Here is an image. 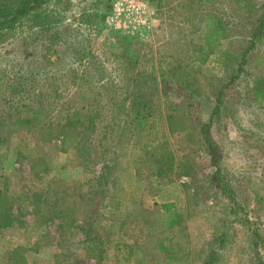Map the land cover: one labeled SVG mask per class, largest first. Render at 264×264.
Returning a JSON list of instances; mask_svg holds the SVG:
<instances>
[{
  "label": "rangeland",
  "instance_id": "1",
  "mask_svg": "<svg viewBox=\"0 0 264 264\" xmlns=\"http://www.w3.org/2000/svg\"><path fill=\"white\" fill-rule=\"evenodd\" d=\"M150 1L155 21L144 38L131 40L104 27L102 19L108 0H52L45 6L55 14V23L50 29L48 25H41L40 20L35 25L26 23L0 43V81L8 86L13 80L24 85L31 75L38 79L40 74H61L68 69L89 73L86 79L69 88L70 101L62 99L65 105L61 100L57 103L47 100L44 106L47 113L37 116V120L31 119L36 124L23 121L32 117L27 111L13 119L5 116V126L0 128V171L7 183L3 186L27 195L41 190L43 184L36 182L39 179L36 173L45 168L48 187L71 200L67 209H72L71 216L76 223L88 216L97 234L105 237L104 264H116L114 247L120 243L135 250L138 264H168L159 247L172 244L179 252V261L175 264H201L212 245L211 240L222 235L225 240L222 248H213L218 254L215 264H264V202L257 205L251 197L252 191L264 196V175H260L257 166L263 163L260 152L264 146L252 136L238 134L231 121L239 89L221 90L219 114L211 123L208 135L218 159H222L228 172L239 181L232 190L238 202L243 203V210H239L242 216H232L225 200L205 199L204 195L214 192L208 188L209 157L204 146L201 147V139L169 133L162 106L163 96L170 104L182 103L187 91L183 81H188L191 88L198 89L192 101L196 117L200 122L207 121V114L224 84L223 76H216L209 62L200 69L189 64L188 58L199 50L206 26L222 33L221 37L214 36L223 38L215 50L216 56L240 53L264 9V0H248L251 10L247 11L238 10L235 0ZM49 38L58 39L55 54L48 57L50 67H46L40 64L39 53ZM125 63L129 66L125 67ZM173 67L179 73L178 82L159 78L160 71L166 73ZM183 70L188 72L184 79ZM244 71L245 82L253 75L264 74V43L250 52ZM128 77L140 84L151 110L144 120L134 117L128 108L116 114L115 126L112 125L110 132L113 134L109 156L105 157L109 161V177L105 183L101 180L89 204L86 192L96 184L90 177L96 176L100 165L94 159L86 160L76 147L59 151L61 138L52 137L53 124L57 112L60 111L58 117H61L64 108L72 114L82 105L94 107L90 103L93 98L82 94L89 90L84 84L86 80L99 89L115 92L117 100L126 106L124 92L134 90L133 83L125 81ZM55 84L60 88L61 81ZM241 97L246 98L243 91ZM95 100L100 103V95ZM179 107L183 111V105ZM78 118L83 126L75 123L71 135L76 139L94 137L88 125L85 126L83 115ZM259 118L264 121V114ZM239 120L245 121L242 117ZM47 122L50 125H45ZM20 149L29 152L26 159L16 155ZM27 160L32 161L31 166ZM165 202H173L182 217L181 224L172 231L160 220L159 206ZM20 220L28 226L16 224L17 229L0 231V264L15 257L19 258L18 264H95L81 251L67 259L59 255L65 243L64 236L57 235L55 223L47 224L48 238L39 239L30 217ZM73 239L82 241L83 238Z\"/></svg>",
  "mask_w": 264,
  "mask_h": 264
},
{
  "label": "trees",
  "instance_id": "2",
  "mask_svg": "<svg viewBox=\"0 0 264 264\" xmlns=\"http://www.w3.org/2000/svg\"><path fill=\"white\" fill-rule=\"evenodd\" d=\"M52 0H0V43L6 40V37L14 33L22 27V25H35L38 20L41 21V25H50L55 23V14L52 10L47 11V4ZM208 3V1H206ZM237 9L247 11L251 10V5L248 0H235ZM105 13V12H104ZM103 13V15H104ZM257 24L250 29V38H248L247 46L237 55H230L227 53L223 56H216L215 50L220 43V39L214 38L215 35L219 37L222 33L218 30L206 26V32L204 38H201L199 50L193 52V55L188 58V63L193 64L197 68L203 69L204 66H208V62L211 64V70L214 71L215 75L218 74L223 76L224 84L215 97L214 103L211 110L207 114L208 119L206 122H200L196 117V106L192 102L197 97L198 89L191 88L188 81H183L185 84V96L183 102L179 104H170L166 96H163L162 106L164 110V121L167 126L169 133L182 134L183 138L186 139H201V147L207 152L209 157V173H208V188L211 189L214 194L204 195L205 199L213 200H225L229 206L230 213L232 216H242L239 210H243L241 206L243 203L238 202L236 194L233 192V186L239 184V181L235 180V175L229 173L226 166L223 165L222 159H218L219 156L216 154V149L213 146L208 130L213 122L214 118L218 117L220 106H221V90L229 87H234L240 91L235 97L234 112L231 116V121L234 124L235 130L240 135H249L256 138L264 146V121L259 116L264 114V74L253 75L248 78L245 82L243 75L246 74L244 66L247 63V59L258 44L264 43V38H260L264 33V9L262 13L256 18ZM46 28V27H45ZM58 38H49L48 44L42 46L41 52L39 53L40 64L46 67L48 65L49 55L55 54V41ZM125 67L129 64L125 63ZM176 67L171 70H167L166 73L160 71L159 78L166 81L178 82L179 73L175 71ZM40 74L38 79H34L31 75L27 77L29 80L25 81V86L20 81H10L11 85H6L5 82L0 81V94L6 92V95H0V128L5 126L7 116L9 119H13L14 116L20 117L23 111L32 113L31 118H25L23 121L30 124L37 123V116L45 115L47 111L44 106H47V100H52L61 103H65L69 93V88L74 86L79 81L86 79L88 71L83 70L80 73L68 69L63 73L58 74ZM56 75V76H55ZM184 76H188V72L183 70ZM155 78V76H154ZM5 79V76L1 78ZM89 79V77L87 78ZM61 81L60 88L56 86V82ZM126 83H133L132 88L134 90H125V97L120 103L117 100L116 93L106 88H102L95 85H91L88 81H85V86L89 90H84L82 94L90 95L93 100L90 102L94 107L85 108L83 105L80 106L79 111L68 114L67 108L61 112L62 116L58 117L60 111L57 112V119L54 122L52 137L61 138L59 140V151L64 152L65 149L77 148V151L85 156V159L91 161L96 160L100 165V169L96 176L90 178L95 180L96 184L92 189L86 192L88 203H92L93 194L99 190L101 180L105 183L109 177V161L106 160V156H109L110 144L112 142L111 132L112 125L115 126L116 114L119 111L128 108L130 114L134 117H138L140 120H144L149 116L150 101L147 100V96L142 92L140 84H138L134 78L128 77L125 79ZM2 87L6 90H2ZM241 91L244 92L245 97H241ZM100 95V103L95 99ZM67 101H70L67 98ZM59 105H63V104ZM183 105V111L180 110L179 105ZM65 105V104H64ZM178 105V106H177ZM258 112V113H257ZM78 115H83L85 119V126L94 137L91 139L87 137L75 138L71 135L72 126L77 123L81 125L82 121L78 118ZM245 119V121L239 120ZM36 119V120H31ZM20 120V119H19ZM36 123H35V122ZM39 123V122H38ZM245 123L246 127H242ZM45 125H50L47 122ZM117 125V124H116ZM117 130V129H116ZM115 130V134H116ZM198 149V148H197ZM25 149H20L16 154L18 157L26 159V155L29 153ZM25 154H22V153ZM201 152V151H200ZM203 153V152H202ZM260 155L264 156V151L260 152ZM20 161L18 160L17 163ZM2 163L0 157V165ZM29 166L32 165L31 160H27ZM258 170L261 171L260 175H264V158L263 163L258 165ZM260 166V168H259ZM47 170L43 168L40 172L36 173L39 179H35L38 184H43V188L37 189L35 192L31 191L28 195L26 193H14L7 190L5 179L0 171V231L8 229H17L16 224L28 226L23 223L20 219L30 217L34 224V228L38 232L39 239H47L49 234L46 231L48 223H55L58 236H64V247L60 248V256L63 259L69 258L76 251H81L90 260H94L95 264H104L105 258V237L97 234L94 229L93 220L88 216L85 218H79L80 223H76V219L71 215L72 209H67L68 204L71 200L65 197L63 194H58L57 189H51L48 187L49 183L46 182L45 172ZM89 172H92L89 170ZM92 174V173H91ZM159 174V173H157ZM35 175V173H33ZM36 177V176H35ZM93 180V181H94ZM247 183V182H246ZM6 186H3L5 185ZM97 186V187H96ZM203 191V189H202ZM201 193V192H200ZM252 201L261 205L264 202V196L252 191ZM103 196L101 197V199ZM161 211V224L166 227L169 231L174 230L178 227L182 220L181 216L175 210L172 204H162L159 206ZM108 213V211H107ZM100 215V214H99ZM104 215V213H103ZM101 216V215H100ZM29 220V222H31ZM243 222L247 223V219L243 218ZM23 226V225H22ZM101 227V226H100ZM43 229V230H42ZM81 236L82 241H75L73 238ZM76 242V244L73 243ZM212 245L206 253L201 264H215L218 259V254L215 246L222 248L225 240L223 235L213 238L211 240ZM74 245L79 247L75 249ZM73 248V249H72ZM115 261L116 264H138L137 254L135 250L126 244H116L114 247ZM159 250L167 259L174 257L173 252L176 251L174 244L169 246L161 245ZM15 254V251H13ZM18 259L15 257L14 260L7 259L5 264H18ZM21 264V263H20ZM24 264V263H22Z\"/></svg>",
  "mask_w": 264,
  "mask_h": 264
},
{
  "label": "built area",
  "instance_id": "3",
  "mask_svg": "<svg viewBox=\"0 0 264 264\" xmlns=\"http://www.w3.org/2000/svg\"><path fill=\"white\" fill-rule=\"evenodd\" d=\"M155 12L150 0H108L104 27L124 38H144L152 30Z\"/></svg>",
  "mask_w": 264,
  "mask_h": 264
},
{
  "label": "crops",
  "instance_id": "4",
  "mask_svg": "<svg viewBox=\"0 0 264 264\" xmlns=\"http://www.w3.org/2000/svg\"><path fill=\"white\" fill-rule=\"evenodd\" d=\"M164 204H172L173 206H174V208H175V204L173 203V202H165ZM178 213V212H177ZM181 216V215H180ZM181 220H182V217H181ZM179 252H177V251H174L173 252V254H174V257H172V258H170V259H167L166 257H165V255H163V253H161L162 255H163V257H164V262L165 263H168V264H175V263H177L178 261H179V254H178Z\"/></svg>",
  "mask_w": 264,
  "mask_h": 264
}]
</instances>
